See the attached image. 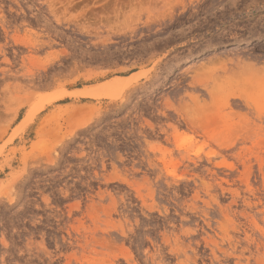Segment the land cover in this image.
Here are the masks:
<instances>
[{"label":"rangeland","instance_id":"obj_1","mask_svg":"<svg viewBox=\"0 0 264 264\" xmlns=\"http://www.w3.org/2000/svg\"><path fill=\"white\" fill-rule=\"evenodd\" d=\"M0 264H264V0H0Z\"/></svg>","mask_w":264,"mask_h":264},{"label":"bare ground","instance_id":"obj_2","mask_svg":"<svg viewBox=\"0 0 264 264\" xmlns=\"http://www.w3.org/2000/svg\"><path fill=\"white\" fill-rule=\"evenodd\" d=\"M140 74V72H133L127 76H116L110 78L97 86L84 87L82 89H76L71 91H62L60 93H55L54 95L51 94L45 98L41 97V99L43 98V100L40 99L39 101L41 102H35L37 105L33 104L35 106L29 108L24 117L20 120V123H18L19 127L25 128V126H27L32 121V118L36 115L37 112L43 109L46 104H49L55 99L72 95L92 98L112 96L114 93H116L118 89L125 88L133 81H135L140 76ZM16 131L18 130H15V132Z\"/></svg>","mask_w":264,"mask_h":264}]
</instances>
